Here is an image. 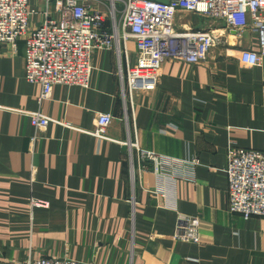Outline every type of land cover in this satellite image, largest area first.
<instances>
[{
  "label": "crops",
  "instance_id": "crops-1",
  "mask_svg": "<svg viewBox=\"0 0 264 264\" xmlns=\"http://www.w3.org/2000/svg\"><path fill=\"white\" fill-rule=\"evenodd\" d=\"M28 10L32 29L43 19L44 1L28 0ZM233 34L205 62L165 61L157 87L132 95L139 150L197 160L157 194L150 162L143 173L134 168L130 185L112 52H93L88 89L56 85L38 103L40 86L23 76L24 40L15 51L0 45V264L43 256L93 264H264V218L227 211L229 145L264 151V58L259 66L241 64L243 50L258 51L257 36ZM125 46L132 66L135 43ZM37 111L63 125L36 132L29 113ZM98 113L114 117L106 139L90 134ZM31 199L46 206L32 207ZM180 216L199 220L194 240L173 239Z\"/></svg>",
  "mask_w": 264,
  "mask_h": 264
},
{
  "label": "built area",
  "instance_id": "built-area-1",
  "mask_svg": "<svg viewBox=\"0 0 264 264\" xmlns=\"http://www.w3.org/2000/svg\"><path fill=\"white\" fill-rule=\"evenodd\" d=\"M44 23L29 31L28 0H0V45L16 49L17 41L25 38L24 80L40 86L39 101L49 99L56 85L88 89L95 51L112 52L116 57V75L121 92L128 87L132 93L153 91L158 84L161 65L170 59L199 63L204 60L217 42L226 35H238L248 30L258 37L259 50H243L241 64L259 66L264 58V0H118L123 9L116 21L117 0H110L105 13L101 6L107 0H43ZM115 1V2H114ZM180 13L202 16L221 22L224 27L214 30H191L176 24ZM107 14L110 26H105ZM135 43L134 65L127 60L126 42ZM205 61V60H204ZM126 106V105H125ZM31 126L45 131L51 123H62L31 112ZM126 115V111H125ZM110 113H98L96 126L90 134L106 139V131L113 120ZM127 123V119H126ZM63 125V124H62ZM122 145L138 153L136 169L143 172L145 162H152L156 176L155 194L173 187L184 179L182 167L193 169L195 158L182 161L153 152L140 151L138 145L127 140ZM147 165V164H146ZM134 168L131 175L134 180ZM224 172L228 179L227 200L229 214L248 220L253 216L264 218V151L247 150L229 145ZM130 203L134 204L133 189ZM32 207L46 204L31 199ZM174 239L194 240L200 227L195 218L180 216ZM15 264H93L67 258L43 256L37 260Z\"/></svg>",
  "mask_w": 264,
  "mask_h": 264
},
{
  "label": "rangeland",
  "instance_id": "rangeland-1",
  "mask_svg": "<svg viewBox=\"0 0 264 264\" xmlns=\"http://www.w3.org/2000/svg\"><path fill=\"white\" fill-rule=\"evenodd\" d=\"M150 1H161V0H150ZM110 3H111L110 0H107L106 4L100 7L101 10L103 11V13H105L107 6L108 7L110 6ZM115 8H116V13H115L116 21H119L123 6L118 0L115 4ZM31 15H32V12H31ZM42 15H43V12H42ZM195 18L198 19V21H195L194 20ZM44 21H45V19L43 16V19L40 22V24L37 27L32 28V29H30V27H29V31H32V30L42 26ZM110 21H111V19L109 18L108 14H107V17H105V26H106V22H108L109 23L108 26H110ZM29 22H30V18H29ZM176 24L186 26L187 28H190L191 30H196V31H200V30L210 31V30H214L217 28L224 27V25L221 22L214 21L212 19H208V18L198 16V15L183 14V13H180V15H178V17L176 19ZM108 26H106V27H108ZM233 33H235V32H231V33L229 32L227 35L225 33V40L223 39L222 41L217 42V44H215V46L213 48L221 46V45L222 46L226 45L228 43V39L232 36H235ZM235 34H237V33H235ZM21 39L24 40V47H25V38H21ZM257 40H258V37H257ZM258 50H259V48H258ZM13 51H15V50H13ZM209 53H208V55H209ZM208 55H206V57L204 59L205 61L207 60ZM204 60H201L199 63L205 62ZM23 76H24V73H23ZM137 92H144V91H137ZM133 94H134V92L132 93V95ZM120 99H121V110H122L120 120L124 123L125 129H126V134H127L125 141L121 142L120 145H122V143H126L127 140L130 141V143L135 144L136 143V140H135L136 131H135L134 124H133V117L130 114V107H131L132 103L130 102L128 87H127V89H125L124 95L120 90ZM45 100H47V99H45ZM38 103H41V101H39V97H38ZM125 111H126V115H125ZM126 119H127V123H126ZM113 120H112V122H113ZM30 123H31V121H30ZM35 131L39 132L38 130H35ZM34 140H35V138L32 139V141H34ZM122 146L125 147L127 150L126 158H127V165H128L129 173H130V183H131L130 185H134V180H133L132 175H131V167H132V165L133 166L135 165V168H136L138 153L135 149H130V152H129L128 146H126V145H122ZM148 163H149V161L145 162V170L143 172L148 170L147 169V167L149 166ZM146 164H148V165H146ZM153 166L155 167V165L152 163V167ZM143 172H140V173H143ZM253 217H255V216H253ZM173 239H174V236H173Z\"/></svg>",
  "mask_w": 264,
  "mask_h": 264
}]
</instances>
